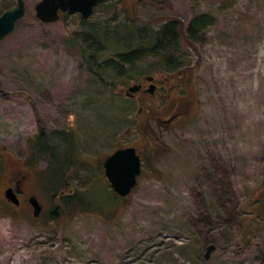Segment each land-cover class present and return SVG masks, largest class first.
<instances>
[{"label": "rangeland", "instance_id": "374dc122", "mask_svg": "<svg viewBox=\"0 0 264 264\" xmlns=\"http://www.w3.org/2000/svg\"><path fill=\"white\" fill-rule=\"evenodd\" d=\"M38 1L0 40V264H264V0H108L84 23H43ZM200 13L212 23L186 39ZM170 21L173 45L106 66L118 44L105 26L147 33V50ZM145 75L154 93L126 96ZM41 128L61 138L62 177L31 158ZM128 145L142 171L112 198L102 163ZM11 168L26 175L20 207L4 197ZM75 190L86 205L71 213L59 192Z\"/></svg>", "mask_w": 264, "mask_h": 264}, {"label": "water", "instance_id": "95a60500", "mask_svg": "<svg viewBox=\"0 0 264 264\" xmlns=\"http://www.w3.org/2000/svg\"><path fill=\"white\" fill-rule=\"evenodd\" d=\"M108 0H39L35 4V15L43 23H50L60 18L61 12L69 14L80 13L82 19L89 18L95 7ZM25 12L24 0H16V4L0 13V40L11 33L18 19ZM144 79L149 81L146 89L150 93L154 92L155 84L152 82V75H145ZM141 88L140 83L130 85L126 94L137 92ZM103 172L108 180L115 196L126 197L136 187L138 177L142 171V160L136 152L134 146L117 148L104 159ZM4 197L14 204L19 203L17 193L12 186L4 190ZM28 203L32 206L33 216H38L41 212V204L35 195L28 197ZM215 249L213 243L207 245L204 253L205 259H209L211 252Z\"/></svg>", "mask_w": 264, "mask_h": 264}, {"label": "trees", "instance_id": "16d2710c", "mask_svg": "<svg viewBox=\"0 0 264 264\" xmlns=\"http://www.w3.org/2000/svg\"><path fill=\"white\" fill-rule=\"evenodd\" d=\"M84 23V20H82ZM212 23V18L206 13H200L193 16L189 22L188 29L186 31L185 38L190 39L194 32L202 30L208 24ZM106 40L118 44L117 48H110L115 52L117 60L111 59L106 61V66L112 69L118 70L121 74L123 64L132 65L136 58L142 54L156 55L154 53L158 52L162 48H166L168 45H173L174 41L178 35L179 28L176 27L175 22H166L161 26V28L156 32V37L154 38L153 45L147 50H143L138 44L135 43L136 40H144L148 36L147 33L141 34L132 32L134 29L132 26H128L124 23L122 26L112 25V27L105 26ZM101 26L92 25L90 32L92 34H97ZM139 29L138 31H140ZM124 33V34H122ZM112 36V37H111ZM151 38V35H149ZM154 36V35H153ZM93 42V41H92ZM107 47V46H106ZM109 48V47H108ZM92 51H90L91 53ZM61 138L53 133H46L44 129H40L36 135V140L32 143L31 158L32 159H43L48 162V172L50 174L56 167L59 168L58 173L62 177L65 175V169L62 168L60 164L61 159V148H60ZM58 144V146H56ZM66 182H63V184ZM109 184V183H108ZM110 187V184H109ZM133 191V190H132ZM84 193L78 190L71 192L69 194L61 195L62 208L68 212H75L81 210L85 207L86 201L84 198ZM108 194L112 198L125 199L126 197L115 196L113 190L110 187V192ZM85 209V208H84ZM257 215V214H256Z\"/></svg>", "mask_w": 264, "mask_h": 264}, {"label": "flooded vegetation", "instance_id": "af4514ba", "mask_svg": "<svg viewBox=\"0 0 264 264\" xmlns=\"http://www.w3.org/2000/svg\"><path fill=\"white\" fill-rule=\"evenodd\" d=\"M102 3H100L99 5H101ZM98 5V6H99ZM97 6V7H98ZM96 8V7H95ZM64 13H67V12H61V15L62 14H64ZM69 14V13H68ZM74 14V13H73ZM77 14H79V16H80V18H81V15H80V13H77ZM82 19V18H81ZM88 19V18H87ZM82 20H84L85 21V19H82ZM145 80V79H144ZM153 80H154V78H153ZM153 80H152V82H153ZM140 84H141V88L137 91V92H135V93H132V94H129V95H127L126 94V92H125V94H126V96H128V97H133V96H135V94H138V93H149V94H153V93H150L148 90H146L147 89V87H146V84L145 83H141V82H139ZM128 146H133V145H128ZM122 147H126V146H122ZM122 147H119V148H122ZM135 148H136V152L140 155V158H141V160H142V157H141V154L138 152V149H137V147L136 146H134ZM13 171V172H12ZM11 173H12V183H11V185L10 186H12L13 188H14V190L16 191V193H17V197H18V199H19V203L18 204H14V203H12V202H9V201H7L6 200V202L9 204V205H11V206H14V207H20L21 206V204H22V201H21V194L23 193V191H22V187H21V181L26 177V175H21L20 173H19V171L16 169V171H15V169L14 168H11ZM30 195H32V194H30ZM29 195V196H30ZM34 195V194H33ZM28 196V197H29ZM36 196V195H35ZM59 196L61 197V191L59 192ZM28 197H27V199H28ZM37 197V196H36ZM37 199H38V197H37ZM28 201V200H27ZM38 201H39V199H38ZM39 203L41 204V202L39 201ZM30 205V204H29ZM31 206V205H30ZM41 212H42V210H43V206H42V204H41ZM31 208H32V206H31ZM41 212H40V214H41ZM40 214L38 215V216H33L34 218H38L39 216H40ZM33 215V214H32Z\"/></svg>", "mask_w": 264, "mask_h": 264}]
</instances>
